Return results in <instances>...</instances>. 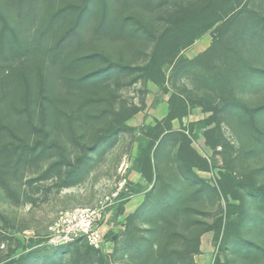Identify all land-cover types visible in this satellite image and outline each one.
Wrapping results in <instances>:
<instances>
[{"label":"trees","instance_id":"trees-1","mask_svg":"<svg viewBox=\"0 0 264 264\" xmlns=\"http://www.w3.org/2000/svg\"><path fill=\"white\" fill-rule=\"evenodd\" d=\"M0 1L16 15L12 24L0 11V189L17 205L26 197L25 186L48 179L58 189L80 183L90 166L91 153L102 154L116 143L119 129L113 123H125L139 110L115 104L112 81L121 76L132 77L131 83L145 81L150 68L113 62L98 52L84 53L92 38L112 42L126 35L127 21L118 14L130 0H82L62 5H58L60 0ZM138 2L151 10L168 0ZM236 17L226 41H214L200 56L180 62L179 76L224 100L230 117L241 120L248 116L246 133L257 150L264 152V104L250 108L237 100L247 92H264V0L256 8L239 11ZM214 23H201L202 31ZM248 44L260 65L245 56ZM36 70L42 82L38 108L32 106ZM21 88L25 106L19 107ZM61 107L68 109L63 135L53 133L62 123ZM36 118L40 122H35ZM97 128L101 130L93 140L84 142ZM169 137L162 138L157 148L169 142ZM171 141L178 147L185 181L179 176L171 179L158 168L154 173L151 160H145L140 172L149 182L155 176L158 184L147 193L139 211L147 228L123 249L132 264H196L201 212L192 202H203L212 189L193 171L191 165L200 157L188 142ZM50 159L35 178L26 177L28 171ZM182 182L190 183L193 190L176 186ZM237 189L233 196L239 201L237 219L225 224L220 249L242 264H264V239L245 236L247 230L264 236V184L240 181ZM80 244L88 246L79 238L60 249ZM90 252L99 254L98 249L86 247V255ZM214 264L222 262L217 258Z\"/></svg>","mask_w":264,"mask_h":264},{"label":"rangeland","instance_id":"rangeland-1","mask_svg":"<svg viewBox=\"0 0 264 264\" xmlns=\"http://www.w3.org/2000/svg\"><path fill=\"white\" fill-rule=\"evenodd\" d=\"M260 1L168 0L161 7L146 10L138 0H130L122 7L118 15L127 21L126 35L112 42L92 38L84 53L98 52L113 62L150 68L145 81L131 83L132 77L121 76L111 83L117 106L139 110L125 123H113L119 129L116 143L102 154L91 153L90 166L77 185L58 189L52 187V179L37 182L33 187L25 186L26 197L17 205L0 189V264H132L123 249L147 228L139 211L147 193L158 184L155 176L149 182L140 172L145 160H151L154 173L158 168L171 179L179 176L185 181L178 147L171 139L188 142L201 160L192 163L193 171L212 189L203 202H192L201 212L198 227L202 229L195 263L214 264L218 258L222 264H242L220 249L221 237L225 224L237 219L235 206L239 201L233 196L238 182L264 184V152L257 150L246 133L248 116L241 120L230 117L224 100L180 77L179 68L180 62L200 56L214 41H226L237 13L256 8ZM59 2L79 4L82 0ZM101 8L99 5V12ZM0 11L15 24L16 15L8 4L0 1ZM208 22L215 23L202 31V24ZM253 50L248 44L244 54L254 65H260ZM34 77L36 97L32 106L38 108L42 82L37 70ZM21 90L19 107L25 106ZM237 100L255 108L264 104V92H247ZM61 110L62 123L53 133L63 135L67 132L63 121L68 109ZM35 122H40L39 118ZM100 130L95 129L84 142L89 144ZM165 136H170V141L157 148ZM52 160L28 171L26 177L35 178ZM183 182L176 186L185 187L187 192L193 190L190 183ZM100 200H105L107 207L100 222L104 242L99 254L86 255L88 244L61 250L49 243L48 228L62 212L94 208ZM245 236L264 239L253 230H247Z\"/></svg>","mask_w":264,"mask_h":264},{"label":"built area","instance_id":"built-area-1","mask_svg":"<svg viewBox=\"0 0 264 264\" xmlns=\"http://www.w3.org/2000/svg\"><path fill=\"white\" fill-rule=\"evenodd\" d=\"M105 203V200H100L94 208L62 212L48 228L49 243L63 246L83 238L90 247L100 249L104 242L100 222L107 207Z\"/></svg>","mask_w":264,"mask_h":264}]
</instances>
